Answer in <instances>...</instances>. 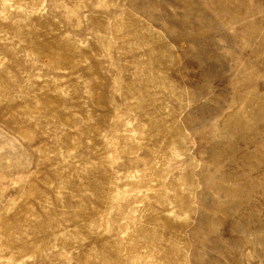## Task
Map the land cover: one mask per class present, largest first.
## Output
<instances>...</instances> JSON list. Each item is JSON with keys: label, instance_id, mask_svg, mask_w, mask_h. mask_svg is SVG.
Listing matches in <instances>:
<instances>
[{"label": "rangeland", "instance_id": "1", "mask_svg": "<svg viewBox=\"0 0 264 264\" xmlns=\"http://www.w3.org/2000/svg\"><path fill=\"white\" fill-rule=\"evenodd\" d=\"M0 264H264V0H0Z\"/></svg>", "mask_w": 264, "mask_h": 264}]
</instances>
